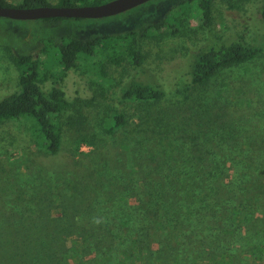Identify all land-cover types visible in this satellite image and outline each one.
I'll return each mask as SVG.
<instances>
[{
  "label": "rangeland",
  "instance_id": "1",
  "mask_svg": "<svg viewBox=\"0 0 264 264\" xmlns=\"http://www.w3.org/2000/svg\"><path fill=\"white\" fill-rule=\"evenodd\" d=\"M175 2L50 23L0 17V100L18 88L14 57L30 52L62 77L85 116L72 126L74 111L61 114L54 154L38 144L28 118L0 121V264H264V50L184 91L188 61L209 34L264 45L261 0H213L208 29L197 3L183 12ZM166 15L178 20V31L143 40L142 67L122 74L108 65L102 76L100 55L62 72L38 50L47 39L125 33ZM122 76L159 83L166 94L118 105L125 124L108 135L103 118ZM163 168L186 174L159 202L157 217L148 202L154 174L170 173Z\"/></svg>",
  "mask_w": 264,
  "mask_h": 264
},
{
  "label": "trees",
  "instance_id": "2",
  "mask_svg": "<svg viewBox=\"0 0 264 264\" xmlns=\"http://www.w3.org/2000/svg\"><path fill=\"white\" fill-rule=\"evenodd\" d=\"M106 1L108 0H58L56 5H89ZM225 1L229 2V0ZM212 2L213 0H177L174 6L178 7L180 11L188 12L191 4L197 3L198 18L208 29L212 20ZM1 5L11 6L13 4L0 0ZM40 5H49V3L46 0H22L18 6ZM259 17L264 27V0H261ZM64 18L48 17L42 18V20L50 23L58 22ZM178 25L179 22L176 18L166 15L158 21L145 22L125 33L92 34L85 38L65 36L59 41L47 39L43 41L38 50L40 53L54 58L55 64L62 69V72H68L76 67L77 61L83 56L92 58L100 55L104 59L101 61L99 71L102 76L106 75L108 70L106 66L108 65L117 69L118 74H122L124 71H128V68L142 67L144 58L141 44L143 40L165 30L177 32ZM263 50L264 45L246 43L240 36L224 38L209 34L204 41L199 42L188 61L186 73L189 82L184 91H188L193 86L205 85L220 69L251 61ZM14 62L20 68L21 76L18 80L17 90L0 100V121L20 117L28 118L35 124L34 131L37 132L38 144L46 152L54 154L58 151L61 142V114L67 110L74 111L75 116L68 115V122L72 126L76 123L80 125L83 123L82 119H85L82 111L83 106L76 107L69 100V96L60 83L62 77L56 76L48 69L43 70L37 55L30 52L20 53L14 57ZM45 83H47L46 88L43 87ZM117 85V98L114 103L108 105L103 118L102 129L108 135H115L125 124V114L119 110L118 105L157 101L166 94L165 89L159 83L136 79L133 76L127 79H123V76L120 77ZM99 95L106 96L103 91H100ZM84 140L85 138H82L80 141ZM165 170L170 172L167 177H163L160 173L154 174L158 179L151 184L154 188V195H149L148 205L158 211L155 215L157 217L160 216L161 205L159 202L163 201L165 195L179 187L178 181H181L186 174L185 168H163V172ZM175 172H181V178L173 176L176 175ZM206 174L209 176L206 178L207 180L217 178L211 171ZM154 218V220H158V218ZM163 228L166 227L163 226Z\"/></svg>",
  "mask_w": 264,
  "mask_h": 264
},
{
  "label": "water",
  "instance_id": "3",
  "mask_svg": "<svg viewBox=\"0 0 264 264\" xmlns=\"http://www.w3.org/2000/svg\"><path fill=\"white\" fill-rule=\"evenodd\" d=\"M149 0H108L89 5H40L24 7L18 5L0 6V17L14 20L42 19L48 17L100 18L121 13Z\"/></svg>",
  "mask_w": 264,
  "mask_h": 264
}]
</instances>
